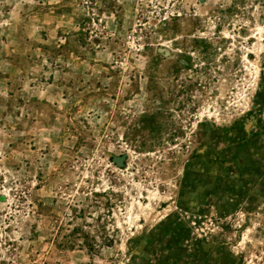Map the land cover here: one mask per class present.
I'll return each mask as SVG.
<instances>
[{
	"label": "rangeland",
	"instance_id": "374dc122",
	"mask_svg": "<svg viewBox=\"0 0 264 264\" xmlns=\"http://www.w3.org/2000/svg\"><path fill=\"white\" fill-rule=\"evenodd\" d=\"M0 264H264V0H0Z\"/></svg>",
	"mask_w": 264,
	"mask_h": 264
}]
</instances>
